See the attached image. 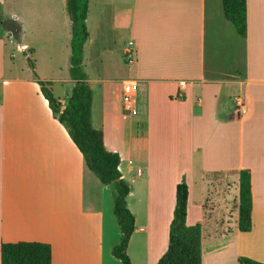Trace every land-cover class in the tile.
<instances>
[{
  "label": "crops",
  "instance_id": "1",
  "mask_svg": "<svg viewBox=\"0 0 264 264\" xmlns=\"http://www.w3.org/2000/svg\"><path fill=\"white\" fill-rule=\"evenodd\" d=\"M1 17L0 264L1 243L18 241L50 243L52 264H116L105 253V199L107 194L114 200V186L111 192L110 184L104 186L89 168L53 115L34 72H6V48L31 51L26 34L37 11L11 16L1 11ZM65 22L70 27L68 14ZM123 28L128 40L122 52L133 41L137 57L128 68L132 78L123 79V86L138 81V114L124 107L125 114L117 100L114 107L104 102L95 115L93 100V125L103 129L106 146L121 154L124 178L135 167L134 158L153 142L175 146L177 169L184 164L174 176L149 170L147 199L158 206V215L154 218L150 208L144 224L135 216L128 254L134 241L141 264H156L164 254L184 173L187 223L201 222L202 245L211 252L204 264H239V256L264 262V0H247L246 38L226 19L222 0H132ZM36 70L40 79L53 82L54 94L57 79L39 75L38 65ZM87 75L91 83L94 79ZM62 80L72 87L64 96H54L65 106L75 81L71 76ZM134 116L143 118L141 135L122 125L125 117ZM154 148L165 151L166 145ZM194 150L199 152L203 199L191 207ZM246 168L251 170L252 229L241 231L239 171ZM216 174H224L231 186L219 200L209 191ZM136 176H144L140 167Z\"/></svg>",
  "mask_w": 264,
  "mask_h": 264
},
{
  "label": "rangeland",
  "instance_id": "2",
  "mask_svg": "<svg viewBox=\"0 0 264 264\" xmlns=\"http://www.w3.org/2000/svg\"><path fill=\"white\" fill-rule=\"evenodd\" d=\"M131 1L132 0L90 1L87 19L90 38L87 44L84 45V69L89 76L94 79L90 84L94 92L95 115L99 113L104 102L107 107H114V103L112 102L117 100H120L119 106L123 112L127 114L123 103V79H129L132 78V76L128 74V68L131 66V63H127L125 60L122 46L128 40V31L126 28H123V26L129 18V5ZM1 11L8 16H11L13 12L21 13L25 11H28L29 14L31 12L33 15L35 11H37V18L28 25L26 34L28 43L32 45L31 51H27V54H25L13 45L6 48V72L9 75L33 73L37 71L36 66L38 65L39 75L57 79L55 82L54 94L56 96H64L72 87L71 82L62 80L64 78H70L69 66L71 58L70 40L72 38V22L70 27L65 22V14H68L66 0H3V2H1ZM235 36L238 35L235 34ZM8 51L12 52L11 57H8ZM32 60L35 64V68L32 67ZM239 68L243 67L239 66ZM234 72L237 73V70ZM139 88L140 87H138V89ZM114 92H116V94ZM142 119L141 116H134L132 118L125 117L122 121V125L124 124L126 130H130L134 136L141 135L144 133ZM158 145L162 147L166 145L165 151H163V148L160 150L154 148ZM170 147L173 149H168L167 141H161V144H154L153 142L150 149L143 151L138 158H134L133 164L135 167L126 174L127 176L125 179L132 187L131 194L127 197L128 207L134 215L137 216L139 223L144 224L150 208L154 214V218L158 215V206H150V202L147 199L145 179L148 176L149 170H152V175L153 172L156 174L168 172L169 175L172 174L174 176L175 172L177 174L179 170H181V167L184 166L182 163L177 169L175 146ZM193 156L194 177L191 182V207L200 204V201H202L201 199H203L201 181L198 175L199 152L194 150ZM123 166H127L126 159ZM139 167L144 171L143 178L136 176ZM126 169H128V167H126ZM152 178L154 177L152 176ZM213 178L214 181L210 184L209 191L212 192L213 199L216 198V200H219L225 192L230 191L231 186L227 184L224 174H216ZM181 181H184L188 185L187 176L184 173L180 179V182ZM109 186L110 187L107 188H110L112 192L114 185L110 184ZM106 190L109 192V189ZM106 196V258L115 260L116 264H122L119 259H115L113 256V248L121 239V229L114 215L113 197L107 194ZM231 196L233 197L232 191ZM151 200H153V198ZM167 205L168 200L164 206L166 209L168 208ZM129 252L135 264H141L140 261H138L140 250L137 241H134V243L130 245ZM201 252L202 264H204L207 258L211 256V252L206 248L204 249L203 245Z\"/></svg>",
  "mask_w": 264,
  "mask_h": 264
},
{
  "label": "trees",
  "instance_id": "3",
  "mask_svg": "<svg viewBox=\"0 0 264 264\" xmlns=\"http://www.w3.org/2000/svg\"><path fill=\"white\" fill-rule=\"evenodd\" d=\"M224 15L233 23L238 35L247 37V0H222ZM90 0H66L72 22L70 76L75 81L65 106L53 94V82L34 76L48 99L53 115L65 126L70 137L83 153L87 165L103 184L114 185L113 211L121 229L120 242L113 255L122 264H132L127 252L135 231V215L128 207L127 197L132 187L121 171L122 156L105 144L104 131L93 125L94 92L84 69V45L89 38L87 18ZM1 17L0 2V25ZM32 67L35 68L33 60ZM239 220L241 231L252 229L253 192L251 170L239 171ZM189 189L181 181L176 188L174 218L169 232L166 252L156 264H202V225L187 223ZM239 264H264L247 256L238 257ZM1 264H52V246L48 242L18 241L1 243Z\"/></svg>",
  "mask_w": 264,
  "mask_h": 264
},
{
  "label": "built area",
  "instance_id": "4",
  "mask_svg": "<svg viewBox=\"0 0 264 264\" xmlns=\"http://www.w3.org/2000/svg\"><path fill=\"white\" fill-rule=\"evenodd\" d=\"M135 46L133 41H130L127 46L124 49V55H125V60L128 63H133L135 61ZM138 81L136 80H130L126 81L124 86H123V91H124V107L126 111L129 112L131 115H136L138 114V102L136 99V93L138 91Z\"/></svg>",
  "mask_w": 264,
  "mask_h": 264
}]
</instances>
